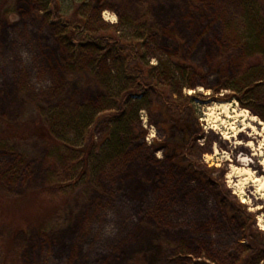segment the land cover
I'll use <instances>...</instances> for the list:
<instances>
[{
	"label": "rangeland",
	"instance_id": "374dc122",
	"mask_svg": "<svg viewBox=\"0 0 264 264\" xmlns=\"http://www.w3.org/2000/svg\"><path fill=\"white\" fill-rule=\"evenodd\" d=\"M61 3L97 42L0 0L6 263L264 264V207L196 175L248 125L264 159V0Z\"/></svg>",
	"mask_w": 264,
	"mask_h": 264
},
{
	"label": "flooded vegetation",
	"instance_id": "af4514ba",
	"mask_svg": "<svg viewBox=\"0 0 264 264\" xmlns=\"http://www.w3.org/2000/svg\"><path fill=\"white\" fill-rule=\"evenodd\" d=\"M230 137L232 138L233 135H230ZM231 141V140H230ZM233 142V141H231ZM170 146H166V150L169 148ZM179 146H172V150L175 153L176 157L175 160H188L187 154L185 153L184 149L179 150ZM211 151H213V147H211ZM207 153V152H206ZM250 154L252 155L253 153L250 152ZM201 156H204V154L202 153ZM201 160V159H200ZM217 161V160H216ZM230 163L233 164H221V163H215L214 162L207 164V167L204 168H199V174L198 172H196L197 176H200V179L202 177H204L205 179L209 180L210 182V186L212 187V190L214 191V193L218 194V195H222L225 192V188L230 189L231 193L233 195H238V193H240L239 191V183L240 181L246 179L245 177H239V176H234L232 177V185L229 183V175L232 172V169H245V165L243 163L240 162H236L235 160H232V158H229L228 160H226ZM250 162H252L253 167L256 170L262 171V177H264V159L261 160V156H252V160H250ZM200 169L203 171L201 172ZM216 178H215V177ZM259 185L258 183H250L246 189V192L251 194L252 196H254V208L253 209H262L264 206V204H262V202H264V199L262 197H260L259 195ZM264 195V194H262ZM258 204H262L261 206L258 207ZM250 210V208H249ZM259 216H262V213L258 214ZM259 216L254 217L258 222L256 223V225L259 226Z\"/></svg>",
	"mask_w": 264,
	"mask_h": 264
},
{
	"label": "bare ground",
	"instance_id": "6f19581e",
	"mask_svg": "<svg viewBox=\"0 0 264 264\" xmlns=\"http://www.w3.org/2000/svg\"><path fill=\"white\" fill-rule=\"evenodd\" d=\"M222 110L224 113H227V107L226 106H222ZM244 115V114H242ZM254 120V119H252ZM215 127L211 128L212 131H215ZM264 130V128H262ZM243 136H245L246 138H249L250 140H245L243 139ZM238 138H236L235 136L232 137V139L234 140L233 142H231L229 140V138H227L226 136H222V139L227 141L223 148L226 149L229 153L234 154L235 155V161L236 162H240L243 163L246 167L245 169H232L231 174L229 175L230 177H234V176H239V177H245L246 179L242 180L239 183V191L240 193H243V189L247 188L248 185L250 183H258L259 185V195L260 197H262V192L264 190V177H262V171L256 170L253 165L252 162H250V160L247 159H238L237 156L239 153H242L244 156H261V152L259 150V146L258 144V140L257 138L260 137L257 133H255L253 131V129L248 125L246 127L243 128V130L240 131V133L237 136ZM244 137V138H245ZM250 152H252L253 154L251 155ZM249 194V193H248ZM253 201L254 202V196H252ZM255 203V202H254ZM256 209V208H255ZM257 210V209H256Z\"/></svg>",
	"mask_w": 264,
	"mask_h": 264
},
{
	"label": "trees",
	"instance_id": "16d2710c",
	"mask_svg": "<svg viewBox=\"0 0 264 264\" xmlns=\"http://www.w3.org/2000/svg\"><path fill=\"white\" fill-rule=\"evenodd\" d=\"M44 3L51 10L53 19L58 23H60L61 26L66 30V32L71 36L69 39H72L74 41V44L82 47L83 45L91 44V43L93 44L97 42L96 40L91 38L90 34L82 31V28H80L74 21H72L71 17L69 19L66 18L65 12L61 11L62 8L61 0H44ZM109 43L113 44L111 40H109ZM127 75H128L127 77L130 78V74L127 73ZM113 131L115 132V134H117L118 132L115 131L114 129ZM1 206H2V200L0 199V208ZM6 262L7 261L5 260L2 249L0 248V264H7Z\"/></svg>",
	"mask_w": 264,
	"mask_h": 264
}]
</instances>
